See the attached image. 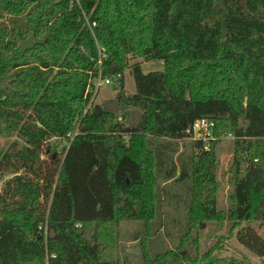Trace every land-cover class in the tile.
Here are the masks:
<instances>
[{"label": "trees", "instance_id": "1", "mask_svg": "<svg viewBox=\"0 0 264 264\" xmlns=\"http://www.w3.org/2000/svg\"><path fill=\"white\" fill-rule=\"evenodd\" d=\"M31 33L45 41L21 53ZM128 56L163 68L130 64L135 91L118 93L119 112L89 105L99 73L121 76ZM199 118L211 137L191 139L177 177L188 181L186 230L175 249L150 257L143 246L142 264H245L214 255L233 236L264 257V0H0V264H119V221L148 235L157 174L174 175L151 137L189 138ZM224 135L226 211L215 208ZM223 222L227 234L200 252L199 231Z\"/></svg>", "mask_w": 264, "mask_h": 264}, {"label": "rangeland", "instance_id": "2", "mask_svg": "<svg viewBox=\"0 0 264 264\" xmlns=\"http://www.w3.org/2000/svg\"><path fill=\"white\" fill-rule=\"evenodd\" d=\"M134 62H140L144 72L160 70L163 68V61L150 60L144 61L139 57L128 56V66L120 73L123 77V88L120 89L119 76L112 74L109 76L110 83L101 81L98 87L94 103L105 104L115 100L121 90L127 95L135 91L133 76L129 71V65ZM97 85L96 79L94 86ZM120 107V100L118 109ZM119 112V110L117 111ZM125 127L132 125L130 119H121ZM129 132V131H127ZM152 141L158 145H164L166 154L167 168L174 167V175L171 178L164 177L163 173L157 174V210L153 221L149 222V234L146 235L144 223L140 220L125 219L120 220L117 226L116 235V255H118L119 264H142L143 246L150 257L158 253H163L170 249H175L181 235L186 230V206L189 200L188 181L178 180L179 171L183 165L188 164L191 153V138L181 139H154ZM59 145L56 150L59 155L63 153ZM233 138L229 135L221 136L215 147L217 157L216 179L219 183V189L216 196L215 208L226 211L230 207L229 193L232 185L229 182L231 173L229 171L233 161ZM42 158L49 161V152L43 149ZM229 223L222 224L209 223L198 234V248L200 252L205 251L212 246L218 235L227 234ZM254 228L262 237L263 228L254 224ZM217 257H234L244 261L245 264H264V257L256 255L253 251L240 244L236 237L227 238L223 243V249L214 253ZM163 264H190L186 261H175L167 259Z\"/></svg>", "mask_w": 264, "mask_h": 264}, {"label": "built area", "instance_id": "3", "mask_svg": "<svg viewBox=\"0 0 264 264\" xmlns=\"http://www.w3.org/2000/svg\"><path fill=\"white\" fill-rule=\"evenodd\" d=\"M118 76H119V74H118ZM96 81H97V85H95L93 88L89 105L94 100V98L96 96L97 89L102 83L101 81H103L104 83H110V78L107 76L102 77L101 74L99 73V75L96 78ZM89 105H88V107H89ZM212 127H213L212 121H210L207 118H199V119H196L192 123V125L186 129V133L188 134L189 138H191V139L206 140V139L211 137Z\"/></svg>", "mask_w": 264, "mask_h": 264}, {"label": "water", "instance_id": "4", "mask_svg": "<svg viewBox=\"0 0 264 264\" xmlns=\"http://www.w3.org/2000/svg\"><path fill=\"white\" fill-rule=\"evenodd\" d=\"M44 39L38 38L34 35V33H31L27 38L22 39L19 41L17 48L18 50L23 53L27 49L32 48L34 45L39 43H44ZM120 100V94H118L114 101L107 102L104 104V107L112 112H116L118 110V104ZM50 237H54V231H50Z\"/></svg>", "mask_w": 264, "mask_h": 264}]
</instances>
